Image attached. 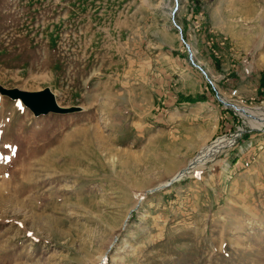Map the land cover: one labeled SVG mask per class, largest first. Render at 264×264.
<instances>
[{
	"label": "rangeland",
	"instance_id": "obj_1",
	"mask_svg": "<svg viewBox=\"0 0 264 264\" xmlns=\"http://www.w3.org/2000/svg\"><path fill=\"white\" fill-rule=\"evenodd\" d=\"M178 2L194 57L213 35L241 46L243 103L221 97L264 113V0ZM175 3L0 0V86L81 108L36 117L0 93V264H264V126L216 94L170 102L188 78L212 89Z\"/></svg>",
	"mask_w": 264,
	"mask_h": 264
},
{
	"label": "crops",
	"instance_id": "obj_2",
	"mask_svg": "<svg viewBox=\"0 0 264 264\" xmlns=\"http://www.w3.org/2000/svg\"><path fill=\"white\" fill-rule=\"evenodd\" d=\"M194 14H195V10L193 11V15L191 16V18L193 19L196 17ZM208 20L209 22L213 21L210 11H209ZM189 36L193 38V36L191 35ZM208 39H210V41L207 42V47H206V54H207L206 61L208 64L203 63L201 60L196 58L197 53L199 55L203 54V49L200 48V44L198 41L195 42V48H196L197 53L194 58H196L197 60L196 63H198L201 67L205 69L208 76L216 84L217 90H219L221 95L227 96L230 94L232 88L233 89L238 88L243 97V67H242L243 63L238 62V58L242 57L241 55L243 52L241 49V46L240 48L237 47L232 40L228 41V39H227V42L220 43L218 35L217 37L214 35L210 36ZM232 44L235 46V48H233ZM206 64L208 66H206ZM256 80L259 82L260 90L263 93L258 98L264 99V89H263L264 88V73L260 74V78ZM186 82H187V85H184L183 91L182 90L178 92L175 91L174 95L171 93V95L174 97L173 99H171L170 102H175L177 107L183 108L185 105L193 104L195 102L194 94H198L199 96L204 95V97L201 99L203 102H199L200 103L199 105L203 103H208V101L216 102L215 96H214L215 92L212 89H209L208 87H206L207 92L205 91L201 92V89L198 88L197 84L194 83L192 78H188ZM187 90L190 92L188 93L185 92ZM171 95L169 93V96ZM167 97H168V93H167ZM196 98H199V97H196ZM157 100L160 101V99H157ZM161 104H165V103L162 102ZM163 107H165V105ZM196 108H200V107H196ZM159 109L160 107H158L157 110ZM228 114L230 115V117H232L231 113H228ZM236 162L237 160H235L234 163L236 164Z\"/></svg>",
	"mask_w": 264,
	"mask_h": 264
},
{
	"label": "water",
	"instance_id": "obj_3",
	"mask_svg": "<svg viewBox=\"0 0 264 264\" xmlns=\"http://www.w3.org/2000/svg\"><path fill=\"white\" fill-rule=\"evenodd\" d=\"M181 39L184 40V35L182 29L179 27ZM188 51V57L190 61H193V53L190 49L189 44L185 45ZM192 65L197 68L209 81L211 88L214 90V85L205 69L200 65L193 64ZM0 93L4 96L11 98L12 100H20L27 108H29L36 117L41 115H48L50 113L55 114H70L75 112H80V107H72V108H63L58 105L55 95L53 92L47 88L42 91L38 92H29V91H22L19 89H5L0 86ZM225 106L230 107L221 101Z\"/></svg>",
	"mask_w": 264,
	"mask_h": 264
},
{
	"label": "bare ground",
	"instance_id": "obj_4",
	"mask_svg": "<svg viewBox=\"0 0 264 264\" xmlns=\"http://www.w3.org/2000/svg\"><path fill=\"white\" fill-rule=\"evenodd\" d=\"M174 8V6H173ZM172 8V10H173ZM172 10H171V15H172ZM177 24V23H176ZM182 29V28H181ZM180 35V33H179ZM180 37V36H179ZM182 40V39H181ZM185 40V39H184ZM189 44V43H188ZM190 49L193 53V61L196 63L195 58H194V52H193V48L192 46L189 44ZM191 62V61H190ZM192 64V63H191ZM197 65H199L198 63H196ZM202 74V73H201ZM203 75V74H202ZM204 76V75H203ZM205 77V76H204ZM206 79V77H205ZM209 79H211L209 77ZM207 80V79H206ZM212 81V80H211ZM207 82L209 83V81L207 80ZM213 82V81H212ZM210 84V83H209ZM214 87L216 86V84L213 82ZM216 88V87H215ZM222 98V97H221ZM222 100L224 101V103H226L227 105H230V107L232 108V106H234V108L236 109L237 112H239L244 118L248 119L250 121V124L254 127V128H262L264 126V113L260 114V113H256L252 110H250L247 107H243V106H238V104L235 103H231L229 101H226L225 99L222 98ZM234 109V110H235ZM233 141L230 138H218L215 142H212L206 146H204L201 150V152H199V154L194 158V160L190 163V165H192L193 167L195 165H199L202 162H205L207 159H209L210 157L213 156V154H215L216 152L220 151L222 152L223 149L228 148L232 145ZM220 153V152H219ZM190 165H188L187 167L181 169L180 171H178L172 178V181H175L177 179H180L181 177H183V175L190 169ZM169 183H164L162 186H167Z\"/></svg>",
	"mask_w": 264,
	"mask_h": 264
},
{
	"label": "built area",
	"instance_id": "obj_5",
	"mask_svg": "<svg viewBox=\"0 0 264 264\" xmlns=\"http://www.w3.org/2000/svg\"><path fill=\"white\" fill-rule=\"evenodd\" d=\"M177 27H178V26H177ZM182 42H183L184 45L187 44L186 40H182ZM191 63L196 64L194 61H191ZM213 91H214L215 94L217 95L218 100H219L220 102L223 101L222 98H221V94H220L219 90H217L216 88H214ZM230 97H231V99L233 98L232 101H234L235 103H243V98H242L241 95L238 94V90H233V91L231 92ZM221 103H222V102H221ZM222 104H223V103H222ZM261 104L264 105V99H263V101H262ZM223 105H224V104H223ZM242 119H243V118H242ZM243 120H244V119H243ZM244 123H245V121H244ZM242 133H243V129H242L241 127H239L235 134H232V135H229V136H228V135H225V136H227L228 138H230V139L233 141L232 145H231L230 147H228V148L233 147V146L237 143L238 138L242 137ZM221 137H223V136H221ZM221 137H219V138H221ZM217 139H218V138H217ZM217 139H216V140H217ZM216 140H215V141H216ZM225 149H227V148H225ZM223 150H224V149H223ZM223 150H222L221 153L224 152ZM221 153H219V154H221Z\"/></svg>",
	"mask_w": 264,
	"mask_h": 264
}]
</instances>
